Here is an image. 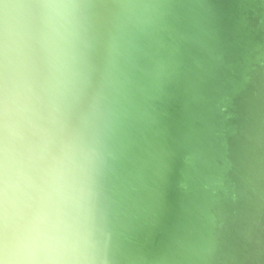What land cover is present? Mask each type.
Listing matches in <instances>:
<instances>
[{"label": "clouds", "instance_id": "9594fccd", "mask_svg": "<svg viewBox=\"0 0 264 264\" xmlns=\"http://www.w3.org/2000/svg\"><path fill=\"white\" fill-rule=\"evenodd\" d=\"M0 264H264V0H0Z\"/></svg>", "mask_w": 264, "mask_h": 264}]
</instances>
